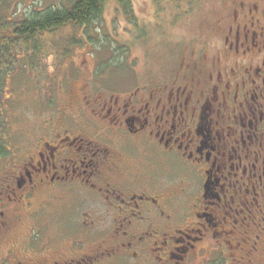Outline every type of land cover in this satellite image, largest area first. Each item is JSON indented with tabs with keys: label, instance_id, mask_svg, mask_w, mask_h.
Listing matches in <instances>:
<instances>
[{
	"label": "flooded vegetation",
	"instance_id": "af4514ba",
	"mask_svg": "<svg viewBox=\"0 0 264 264\" xmlns=\"http://www.w3.org/2000/svg\"><path fill=\"white\" fill-rule=\"evenodd\" d=\"M209 32L36 126L0 172V264H264V0Z\"/></svg>",
	"mask_w": 264,
	"mask_h": 264
},
{
	"label": "rangeland",
	"instance_id": "374dc122",
	"mask_svg": "<svg viewBox=\"0 0 264 264\" xmlns=\"http://www.w3.org/2000/svg\"><path fill=\"white\" fill-rule=\"evenodd\" d=\"M22 1L15 8L16 20L21 19L29 4L44 5L56 0ZM228 3L229 0H132L135 21H129L121 6L109 1L103 16L90 25L86 39L81 38L83 42L70 46L74 36V41H80L84 31L68 27L48 36V46L41 52H17L0 94L5 114L0 120V172L19 159L36 126L41 132L46 125L44 120L60 121L59 109L66 107H70L68 114L80 112L65 94L83 93V80L100 78L104 88L124 90L137 86L143 78L160 76L176 62L174 49L191 55L192 47L200 51L205 40L215 41L209 31L216 18L226 13ZM66 47L69 55H64Z\"/></svg>",
	"mask_w": 264,
	"mask_h": 264
},
{
	"label": "trees",
	"instance_id": "16d2710c",
	"mask_svg": "<svg viewBox=\"0 0 264 264\" xmlns=\"http://www.w3.org/2000/svg\"><path fill=\"white\" fill-rule=\"evenodd\" d=\"M109 1L117 2L129 21H135L132 0H56L44 5L43 2L37 5L33 3L26 6L27 9L18 20L15 19L17 16L15 8L17 9L23 1L0 0V94L3 92L4 77L8 74L12 56H16L17 52H24L25 49H30L34 53L41 52L48 46L46 45L48 36L58 34L68 27H80V30L84 31L80 41H74L76 40L74 36L70 46L83 42L81 38L86 39L84 36L88 35L90 25L103 16ZM55 44L53 42L51 45L54 47ZM64 50V55L70 54L68 47ZM16 58L19 62V56ZM4 116L0 103V120ZM2 146L0 145V155H3Z\"/></svg>",
	"mask_w": 264,
	"mask_h": 264
}]
</instances>
